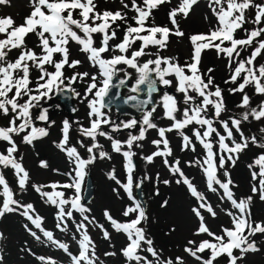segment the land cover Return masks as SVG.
<instances>
[{"label": "snow or ice", "instance_id": "obj_1", "mask_svg": "<svg viewBox=\"0 0 264 264\" xmlns=\"http://www.w3.org/2000/svg\"><path fill=\"white\" fill-rule=\"evenodd\" d=\"M8 2L0 0V4ZM198 2L180 0L177 7L171 8L168 12L171 28L155 24L153 17L154 10L163 4H170L171 0H129V3L121 0L124 9L135 13L130 18L126 11H97L95 0H29L31 10L23 18V23L16 24L11 16L0 17V116L7 118V124L0 125V144L4 145L0 150V218L7 213L24 217L42 233L47 242L67 254L70 264H104L97 254L96 243L89 229L93 226L99 229L105 240L111 239V232L91 215L92 209L84 203L83 197L89 166L97 159L112 158L98 139L104 137L110 141L111 151L123 158L124 177L121 178L113 168L107 173V178L115 185L113 194L118 199L127 197L130 203L122 209L123 219L115 218L108 209L104 210L103 216L114 232L126 237V243L120 249L126 264H186L184 256H164L163 249L156 247L154 239L144 227L149 221L147 207L134 193V188L141 189L146 180L153 178L147 175L139 179L135 177L133 157L136 153L133 148H142L141 142L146 139L147 131L155 129L159 138L154 139L152 144L156 150L143 159L152 163L155 158H162L175 177V183L186 186L195 201L190 208L197 222L192 236L207 237L188 239L183 252L197 264H218V258H225L227 264H240L247 254L260 251L254 237L264 235V222L253 219L252 195L239 199L235 196L229 166H235L240 153L249 144L264 149V127L259 128L260 136L255 133L245 135L243 128L251 121L264 122V100L252 106V97L247 92L248 88H252L255 95L264 96V63L257 62L258 57L264 58V3H256L255 0H207L210 15L205 19L209 21V28L207 32H196L188 37L192 45L190 59L181 64L177 57L161 55V51L169 46L170 36H185L178 17L187 19ZM251 9H255V12L249 15ZM150 19L152 23H149ZM121 24L123 34L118 36ZM30 36L36 37L34 47L27 44ZM73 42L80 52L86 54L90 66L96 69L95 73L73 71L71 76L65 75L66 67L75 70L82 64L79 59H70ZM152 48L156 49L155 53L149 51ZM205 50H214L218 59L226 61L228 76L223 80V84L228 86L226 89L216 82L215 68L208 67L206 71H201L202 53ZM246 52L248 54L244 55ZM146 56L152 58L142 60ZM127 69L134 70L137 75L131 88L134 94L128 95L123 103L135 102L132 106L142 112V119L131 118L116 123L104 110L109 107L105 98L109 97L113 87L126 84L132 76ZM33 72L37 73L35 77ZM121 73L123 78L113 84ZM85 80L88 81L84 92L88 126L76 122L79 124L77 132L80 139L73 144L70 137L73 123L65 119L61 138L54 142L71 168L64 173H60L59 169L53 171L65 175L68 181L31 184L30 173L19 155L16 137L30 146L47 137L48 127L38 126L36 122L51 126L54 121L50 119L49 109L42 107L41 102L65 90L79 97L81 94L72 85ZM142 85H146L147 99L139 98ZM158 85L174 87L179 96L163 92L159 104L154 105L153 93L160 91ZM225 90L241 96L237 107L243 110L227 118L223 115L227 112ZM157 106L162 108L164 118L171 122L169 126L158 127L153 122ZM36 110H39L38 114ZM104 126L110 127L112 132L105 131ZM136 128L139 129L138 134L129 131L124 140L116 139L112 134ZM171 132L179 135L181 151L196 153L197 145L202 148L201 157L188 161V164L202 170L208 191L219 194L221 203L227 201L230 204L229 208L222 209L230 218V226L221 225L219 232L209 227L205 213L213 219L218 218V213L207 196L185 175L180 161L173 157L167 136ZM80 149H84L86 157ZM169 157H173L172 161H169ZM39 166L48 168L49 165L46 160H41ZM248 168L251 172V191L259 194L260 200L264 201V152L256 155ZM6 170L12 171L18 189L10 186ZM221 170L224 179L220 178ZM155 183L170 185L172 180L161 181L157 174ZM29 186L46 203L56 207V229L62 233L69 232L71 222L77 253H72L67 242L57 239L53 231L43 226L44 218L32 203L18 198V194ZM69 191L71 195L67 194ZM155 195H159L158 187ZM168 203V200H164L160 206L167 207ZM77 213L79 220L76 219ZM23 227L34 239L41 240L29 223ZM175 231V227L169 229V233ZM4 238L0 232V240ZM27 251L31 252V249ZM206 252L209 253L207 258L204 255ZM103 255L115 256L116 252L106 251ZM37 259L42 264H57L52 257L39 256Z\"/></svg>", "mask_w": 264, "mask_h": 264}, {"label": "rangeland", "instance_id": "obj_2", "mask_svg": "<svg viewBox=\"0 0 264 264\" xmlns=\"http://www.w3.org/2000/svg\"><path fill=\"white\" fill-rule=\"evenodd\" d=\"M124 2L129 3V0H124ZM179 2L180 0H171L170 4H163L158 8V10H154V23L161 26L167 25L171 28L172 26L168 19V12L171 8L177 7ZM255 2L264 3V0H255ZM95 3L97 5V11L100 12L104 10L113 12L120 10L122 12L126 11L129 18L135 15L134 12L127 11L123 8L121 0H95ZM30 10L29 0H9L6 4H0V17L11 16L15 20L16 24L19 25L23 23V18L29 14ZM254 12L255 9H251L248 14L252 15ZM209 15L207 0H199L198 4L193 6V9L187 19L178 17V20H180V28L185 32V36H170L168 48L162 50L160 54L164 56L177 57L181 64H183L186 60H189L192 52V45L188 37L196 32L208 31L209 21L206 20L205 17ZM129 22L131 23L132 21L129 20ZM152 22L153 21L150 19L149 23ZM117 23L120 24L119 21ZM120 26L121 31L118 32V36H122L123 34V25L121 24ZM241 35L243 34L241 33ZM98 36L99 34H97V37ZM98 42L99 40L97 39V43ZM116 42L118 41H113L112 43ZM35 43V36H30L27 39L29 47H34ZM37 51H39V49H37ZM149 51L155 53L156 49L152 48ZM204 52H206L204 54L202 53V63L204 66L201 67V71H206L208 67L215 68L214 76L216 82L220 84L222 88L226 89L228 86L223 84V80L228 76V71L225 67L226 61L224 59H218L214 50H205ZM247 54V52L244 53V55ZM13 55H15V53H13ZM149 58L152 57L146 56L143 57L142 60ZM57 59H59V57H57ZM70 59H79L82 61V64L75 70L68 69L66 67V76H71L73 71H87L90 73L96 72V69L90 66L86 54L80 52L79 47L74 42L70 47ZM257 62L264 63V58L258 57ZM127 71L132 73L130 80H135L137 74L134 70L127 69ZM32 75L35 77L37 73L33 72ZM118 77H123V73L119 74ZM87 83L88 81L85 80L82 82L78 81L72 85L76 92H79L81 95L79 97L74 96L72 102L75 109L72 114H67V117L61 113L57 114V102L53 97L41 102L42 107H47L49 109L50 119L54 121V124L51 126L42 124V122L39 121L36 122L38 126L48 127L49 135L47 137L35 141L34 146L23 144L20 142V138L16 137L18 139L17 143L19 144V155L23 157V164L30 173L31 184L46 185L55 181H59L61 183L68 181V177L65 175L57 174L53 171L54 169H59L60 173H64L69 171L71 168V165L68 163L65 155L55 147L54 142L61 138L62 122L65 119H68L71 123H73V129L70 133L71 143L73 144L80 139L77 132L79 124L76 122L78 121L79 123L88 126V107L86 101L84 100V92ZM160 86L162 87V91L156 94L157 105L159 104L160 96L163 92L179 96V94L175 93L174 87ZM247 92L249 96L252 97V106H256L261 102V100H264V96L255 95L252 88H248ZM224 100L227 108V112L223 114L224 118H227L230 114H239L243 111L237 107L241 100V96L239 94L233 95L225 90ZM104 110L109 113L111 119L116 123L129 119L127 117H120L112 108ZM36 111L38 114L39 110ZM153 122L156 123L158 127H167L171 123L169 120L164 118L163 110L158 106L157 111L153 115ZM6 124L7 118L0 116V125ZM260 127H264V122L251 121L250 124L243 125L245 135L255 133L257 136H260ZM104 130L110 133L112 132V129L108 126H104ZM129 131H132L133 134H138L139 129L121 130L112 134L114 138L124 140L127 138ZM188 134H190V131ZM167 136L173 151V157L180 161L181 168L185 175L192 180L199 191L203 192L207 196L209 202L218 213V218L216 219L211 218L207 213H205L206 222L209 227L213 231L219 232L221 225L230 226V218L222 211V209L229 208L230 204L227 201L221 203L219 200V194L208 191L206 187V178L202 170L196 165L189 166L188 164V161L196 160L201 157L203 152L202 148L197 145L196 153L181 151V139L179 135L176 132H171L167 133ZM158 138L157 130L149 129L146 133V139L141 142L143 147L133 148V151L136 153L135 158L137 161V167L134 173L135 177L139 179L147 175L153 178L152 180H146L142 186L143 197L149 215V221L144 225V227L154 239L156 247L158 249H163L164 256L180 255L184 256L186 264H197L193 258L188 257L183 252V247L188 239L200 240L207 238L206 236H192V231L197 223L195 217L190 212V208L195 203L194 198L190 196L185 185H177L175 183V177L172 176L169 169L164 165L162 158L157 157L152 163H147L143 159L144 156H147L156 150L152 141ZM98 139L104 146V150L108 151L112 158L110 160L97 159L93 165L89 166L88 173L91 177L93 189L92 197L86 204L92 209L91 215L95 216L99 223L104 224L105 227L109 229L111 232V239L106 242V240L102 238V235H100V230L94 226L90 227L89 234L96 243L97 254L100 259L104 261V264H112V261H118L123 257L120 254V249L125 245L126 237L123 234L116 233L111 229L110 225L104 219L103 212L105 209H108L115 218L123 219L121 216L122 209L125 205L130 203V201H128L127 197L118 199L112 192V188L115 187L114 183L107 178V173L113 168L116 169L121 178L124 177L122 156L111 151L110 141L104 137H99ZM3 148L4 145L0 144V150H3ZM80 151L81 154L86 157L84 149H80ZM261 152H264V149L249 144V147L240 153L235 166H229V172L233 180L232 190L238 199L252 195V216L257 222H264V201L260 200L259 194H253L251 191L252 180L248 164H250L253 158ZM173 157H169V161H172ZM41 160L47 161L49 165L48 168H42L39 166V162ZM5 174L10 186L14 190L18 189L16 179L12 171L6 170ZM157 174H159L161 181L164 179H170L172 180V183L170 185H164L163 183L157 185L155 183V177ZM219 175L221 179H224L223 170H221ZM156 187L159 188V195H155ZM67 194L71 195V192L69 191ZM121 195H124L123 192H121ZM18 198L23 202L32 203L37 213L44 218L43 226L46 229L53 231L54 236L57 239L67 242L72 253L75 254L78 252V246L72 239V232H74V228L72 227L71 222L69 223V232L62 233L55 228L57 212L56 207L46 203L45 200L31 186H29L22 194H18ZM164 200H168L169 203L167 207L162 208L160 205ZM76 219L79 220L78 213L76 214ZM26 223H29V226L33 227L29 221L16 213H7L4 217L0 218V232H2L5 237L0 240V255L3 257L0 262L2 261L3 264H6V262L8 264H42L37 257L44 256L54 258L57 264H70L67 254L47 242L42 233L33 227V230L37 231V234L41 236L40 241L34 239L23 227ZM171 227H175L176 231L169 233V229ZM254 239L256 240L260 251L247 254L240 264H264V235L257 234ZM106 243H108L107 246ZM104 246L106 247L102 250V247ZM27 249H31V252L27 251ZM106 251H114L116 252V255L105 257L103 254ZM33 253L35 255H33ZM236 254L238 255L239 253ZM204 255L205 258H207L209 253L206 252ZM123 260L125 261L123 264H126L125 258H123ZM214 264H216V262H214ZM218 264H227V260L225 258H218Z\"/></svg>", "mask_w": 264, "mask_h": 264}, {"label": "water", "instance_id": "obj_3", "mask_svg": "<svg viewBox=\"0 0 264 264\" xmlns=\"http://www.w3.org/2000/svg\"><path fill=\"white\" fill-rule=\"evenodd\" d=\"M118 79H119V77L114 79L113 84H117ZM134 83L135 82H133L131 85H129V79H128L125 85L120 86L119 88L113 87L110 91L109 97L105 98L106 104H109V107L106 109L108 110L110 108H113L114 111L116 113H118L120 116H130L132 118L138 119V117L140 116V114L142 112L140 110H138L137 108H134L132 106L133 103H135V102H129L128 104L123 103V100L127 96L125 97L121 94V90L124 87L128 88L131 91V88L134 86ZM141 88H142V91L139 93V98L140 99H147L148 96H147L146 85H142ZM158 88L160 89L159 85H158ZM117 93H119L118 97H117ZM157 93H153L154 105H155V94H157ZM132 94H134V93H132ZM74 96L75 95L71 91L65 90V92L58 93V94L54 95L53 97L55 99H57L62 104L63 110L66 114H72L74 112V109H75L74 105L72 103V99L74 98ZM110 98H111V103H109ZM133 162L137 167V161H136L135 156L133 157ZM135 170H136V168H135ZM92 189H93V186L91 183V177H90V174L88 173V175L86 176L85 189H84V193H83L85 203H87L91 199ZM135 194L137 195L138 199H140L145 204L142 188L141 189H135Z\"/></svg>", "mask_w": 264, "mask_h": 264}, {"label": "flooded vegetation", "instance_id": "obj_4", "mask_svg": "<svg viewBox=\"0 0 264 264\" xmlns=\"http://www.w3.org/2000/svg\"><path fill=\"white\" fill-rule=\"evenodd\" d=\"M119 78H123V77H119ZM133 82H135V80H130V78H129V85H131ZM159 87H160V91L159 92H161L162 90H161V86L159 85ZM158 92V93H159ZM157 93V94H158ZM121 94L123 95V96H128V95H132V92L128 89V88H126V87H124V88H122V90H121ZM53 97V96H52ZM54 98V97H53ZM55 99V98H54ZM73 100V99H72ZM55 101L57 102L56 104H57V114H62V115H64L65 117H67L68 115L64 112V110H63V106H62V104L57 100V99H55ZM73 103V102H72ZM155 105H157V102H156V94H155ZM150 107V106H149ZM111 109V108H110ZM113 109V108H112ZM109 110V109H108ZM114 110V109H113ZM118 114V113H117ZM119 115V114H118ZM154 115V114H153ZM120 116V115H119ZM120 117H127V118H129V119H131L132 117H130V116H120ZM138 119H142V113L140 114V116L138 117Z\"/></svg>", "mask_w": 264, "mask_h": 264}, {"label": "trees", "instance_id": "obj_5", "mask_svg": "<svg viewBox=\"0 0 264 264\" xmlns=\"http://www.w3.org/2000/svg\"><path fill=\"white\" fill-rule=\"evenodd\" d=\"M204 53H206V52H203V54H204ZM202 57H203V55H202ZM201 64H202L201 67H203L204 64H203L202 62H201ZM16 139H17V138H16ZM17 140H18V139H17ZM100 235H102V233H101ZM102 238H103V236H102ZM107 241H108V240H106V242H107ZM107 244H108V243H106V246H107ZM106 246L102 247V250H104ZM9 253H11V252H9ZM121 257H122V256H121ZM123 258H124V257L120 258L118 261H117V260H114V261H112L111 263H112V264H123V263L125 262V261L123 260ZM6 260H7V259H6ZM32 262H33V261H32ZM0 263L3 264L2 261H1ZM33 263H35V262H33ZM6 264H8V263L6 262Z\"/></svg>", "mask_w": 264, "mask_h": 264}]
</instances>
